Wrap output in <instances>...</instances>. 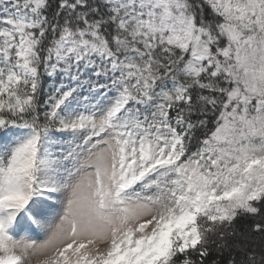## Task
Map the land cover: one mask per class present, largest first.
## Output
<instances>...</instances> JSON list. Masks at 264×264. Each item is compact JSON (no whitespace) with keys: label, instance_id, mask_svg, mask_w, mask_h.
Segmentation results:
<instances>
[{"label":"snow or ice","instance_id":"1","mask_svg":"<svg viewBox=\"0 0 264 264\" xmlns=\"http://www.w3.org/2000/svg\"><path fill=\"white\" fill-rule=\"evenodd\" d=\"M41 256L264 264V0H0V264Z\"/></svg>","mask_w":264,"mask_h":264},{"label":"rangeland","instance_id":"2","mask_svg":"<svg viewBox=\"0 0 264 264\" xmlns=\"http://www.w3.org/2000/svg\"><path fill=\"white\" fill-rule=\"evenodd\" d=\"M53 204V211L50 215L46 217V222L48 224H55L58 221L59 214L62 212V204L57 200L54 199L52 201ZM48 232L37 228L35 226L32 227V229L28 233L21 232L20 235H29L32 239H34L37 243H42L44 240L47 239ZM43 257H34L33 258V264H37V261L39 259H42Z\"/></svg>","mask_w":264,"mask_h":264},{"label":"trees","instance_id":"3","mask_svg":"<svg viewBox=\"0 0 264 264\" xmlns=\"http://www.w3.org/2000/svg\"><path fill=\"white\" fill-rule=\"evenodd\" d=\"M51 83L50 80H48L47 78H44L43 80V84H44V88L47 89L48 85ZM249 221L245 220V219H241L239 221H237V225L238 227H244L246 224H248Z\"/></svg>","mask_w":264,"mask_h":264}]
</instances>
